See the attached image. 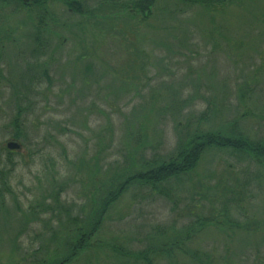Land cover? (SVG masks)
Here are the masks:
<instances>
[{
	"label": "rangeland",
	"instance_id": "374dc122",
	"mask_svg": "<svg viewBox=\"0 0 264 264\" xmlns=\"http://www.w3.org/2000/svg\"><path fill=\"white\" fill-rule=\"evenodd\" d=\"M7 1L0 264L62 259L111 184L197 131L264 138V0H158L145 21L125 16L136 0H77L83 14L65 0H47V13ZM10 142L21 149L9 154ZM91 242L71 264H145L136 255L149 249L152 264H264V166L208 150L187 177L131 184Z\"/></svg>",
	"mask_w": 264,
	"mask_h": 264
},
{
	"label": "trees",
	"instance_id": "16d2710c",
	"mask_svg": "<svg viewBox=\"0 0 264 264\" xmlns=\"http://www.w3.org/2000/svg\"><path fill=\"white\" fill-rule=\"evenodd\" d=\"M7 1V0H4ZM64 1V0H62ZM158 0H136L131 1L128 4H124L125 16L129 17V20L145 21L151 16L152 7ZM191 4L199 5L204 9L210 10L216 6L225 7L230 4H235L239 0H182ZM8 1L5 3L7 4ZM22 3V2H21ZM47 0H34L32 3L23 4L24 8H39L43 9L47 13L46 9ZM64 3L72 9L75 13L83 14L82 6L77 0H65ZM218 3V4H216ZM210 12V11H209ZM86 13V12H85ZM90 14V12H87ZM141 18V19H140ZM41 24V23H40ZM41 28L38 29V35ZM42 44L41 39L37 38ZM40 44V46H41ZM40 49V50H39ZM36 49L40 54L41 47ZM38 54V55H39ZM45 74V72H44ZM46 75V74H45ZM35 82L37 80L35 79ZM21 114H18L20 116ZM232 126V125H231ZM234 130L228 128L227 132L223 128L213 131H197L190 138L179 140L176 151L172 155L167 157H158L142 166L143 173L137 171L129 178L125 179L123 183H113L106 190L104 200L100 205L101 210L98 209L94 213V216L87 221V227L79 228V230H73L69 232L71 237L66 243L65 252L66 255L62 259L57 261H44L36 264H71L75 262L81 255L91 250L92 242L91 237L99 230V227L106 216L108 210L120 199L123 193L130 187L131 184L137 183L142 186H149L156 188L162 184H168L172 180L180 179L191 175L197 168L203 155L208 150H224L228 149L234 152H239L251 156L259 165L264 166V138L260 142H253L246 136L241 134H234ZM16 140L19 138V134L14 137ZM13 154V152H9ZM169 246L167 244H160L159 253L167 251L163 247ZM156 249H149L138 253L136 258L142 260L145 264H152L150 254L155 253Z\"/></svg>",
	"mask_w": 264,
	"mask_h": 264
},
{
	"label": "water",
	"instance_id": "95a60500",
	"mask_svg": "<svg viewBox=\"0 0 264 264\" xmlns=\"http://www.w3.org/2000/svg\"><path fill=\"white\" fill-rule=\"evenodd\" d=\"M22 2L27 4L29 2H33V0H22ZM7 148H8V150L16 151V150L21 149V146L19 144H17L16 142H10L7 144Z\"/></svg>",
	"mask_w": 264,
	"mask_h": 264
}]
</instances>
